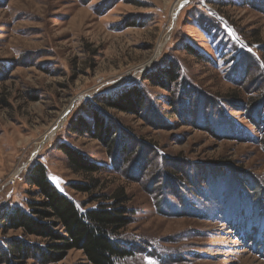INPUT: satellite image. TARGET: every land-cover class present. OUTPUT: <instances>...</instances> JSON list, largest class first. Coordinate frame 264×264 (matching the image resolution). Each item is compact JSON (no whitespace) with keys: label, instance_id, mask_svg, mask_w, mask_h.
<instances>
[{"label":"rangeland","instance_id":"obj_1","mask_svg":"<svg viewBox=\"0 0 264 264\" xmlns=\"http://www.w3.org/2000/svg\"><path fill=\"white\" fill-rule=\"evenodd\" d=\"M176 2L0 0V212L25 207L29 192L36 197L26 176L41 164L78 206L95 196L126 198L131 223L120 237L137 249L118 264H264V126L252 109L264 102V0ZM170 60L180 86L165 91L144 81ZM136 84L146 112L108 110L121 135L115 144L132 137L113 169L111 145L71 134L70 124L90 118L97 98ZM183 84L198 92L197 103L207 97V117L191 102L184 114L169 106ZM61 144L103 171L73 173ZM139 160L145 168L137 177ZM181 174L185 185L168 189ZM78 184L97 187L83 194L72 188ZM56 264L89 263L72 250Z\"/></svg>","mask_w":264,"mask_h":264},{"label":"trees","instance_id":"obj_2","mask_svg":"<svg viewBox=\"0 0 264 264\" xmlns=\"http://www.w3.org/2000/svg\"><path fill=\"white\" fill-rule=\"evenodd\" d=\"M185 50L196 55L188 46ZM179 79L178 70L170 60L167 66L160 67L144 81L155 82L157 86L168 91L173 84L178 83L180 86ZM198 96L196 90H192L188 84H183L180 91H177L169 101V106L176 107L177 114H184L185 111L189 112L185 108L191 102L190 106L196 105L198 114L205 118L209 114L207 110L211 103L205 96H201L204 104L197 103ZM145 100L144 91L137 84L119 94L113 93L111 96L97 98L90 105L91 117L77 116L70 124L69 130L71 134L88 136L107 146L111 145L108 152L111 166L113 169L120 168L122 161L119 162L118 159L123 155L132 137L125 131L127 134H122L120 144H115L121 135L118 136L120 134L118 125L109 117L108 110L139 114L147 110ZM246 109L248 110V107ZM252 109L257 117L256 124L264 126V120L260 119L264 112V102ZM153 116L160 124L165 121L161 116ZM262 137L264 140V131ZM117 144L118 147L115 148ZM58 150L66 157L73 173L88 175L103 171L102 166L91 164L83 154L68 145L61 144ZM147 151L151 150H141L140 155L146 156ZM135 166L136 176L140 177L145 168L143 160H139ZM180 177L179 181L172 177L168 189L184 186L186 181H182L184 180L182 174ZM26 183L36 189V197L29 192L25 207L5 206L0 212V233L5 235L9 231L19 232L18 237L0 239V264H21L29 260L35 264H56L63 261L72 250L80 251L89 264H118L133 256L137 248L120 237V233L131 223L129 209L126 206L127 200L123 195H114L108 203L95 196L78 206L47 180L46 168L41 164L31 166ZM96 187V184L72 185L75 191L83 194L91 192ZM28 238H34L37 242Z\"/></svg>","mask_w":264,"mask_h":264},{"label":"bare ground","instance_id":"obj_3","mask_svg":"<svg viewBox=\"0 0 264 264\" xmlns=\"http://www.w3.org/2000/svg\"><path fill=\"white\" fill-rule=\"evenodd\" d=\"M187 2V0H177L176 4H175V8L177 6H182L183 4H185ZM174 13V12H173ZM158 51V48L156 49ZM70 107L71 104L69 106H67L64 111L62 112V114L60 115V117L57 119V121L54 123V125L47 131V133L45 134L44 139H48L52 134H54V132L60 128L62 121L65 119L66 115L68 114V112L70 111Z\"/></svg>","mask_w":264,"mask_h":264},{"label":"built area","instance_id":"obj_4","mask_svg":"<svg viewBox=\"0 0 264 264\" xmlns=\"http://www.w3.org/2000/svg\"><path fill=\"white\" fill-rule=\"evenodd\" d=\"M18 177V174H15V175H12L10 176L6 181H5V184L10 187L11 185L14 184L15 180L17 179Z\"/></svg>","mask_w":264,"mask_h":264}]
</instances>
